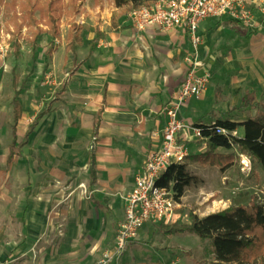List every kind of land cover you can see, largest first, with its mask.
<instances>
[{
    "label": "rangeland",
    "instance_id": "rangeland-1",
    "mask_svg": "<svg viewBox=\"0 0 264 264\" xmlns=\"http://www.w3.org/2000/svg\"><path fill=\"white\" fill-rule=\"evenodd\" d=\"M26 1L0 0V231L4 229L6 234L0 243L5 251L2 262L98 264L106 253L116 250L118 232L126 218L127 198L151 149V136L144 135L139 118L133 119L125 111L105 117V131L96 141L92 139L91 127L101 105V94L75 87L78 76L71 75L70 64L74 55L65 49L72 24L84 28L83 40L90 38L98 24H104L100 18L112 15L115 0H78V14L66 9L57 52L44 78L52 37L42 35L34 55L35 30L27 25L20 9ZM129 14L122 16V24L129 22ZM209 26L203 35L200 57L206 65L200 75L209 74L210 82L202 97L181 106L180 118L187 128L178 137L187 154L184 164L205 182L186 190L185 206L176 209L170 224L190 223L191 213L202 218L234 206H264V171L249 157L246 156L249 163L244 164L243 155H239L225 173L216 166L188 160L189 156L201 155L204 145L192 132L195 124L186 122L182 113L199 117L196 124L226 119L264 120V30L247 29L227 19L211 21ZM16 41L21 45L19 59ZM82 50L77 51L76 65L86 59L87 52ZM190 58L191 54L186 56L189 66ZM14 69L20 87L26 83L20 96L25 118L32 121L45 107L53 113L37 128L18 162L8 167ZM64 89L67 91L61 94ZM58 97L60 102L56 103ZM244 98L251 106L238 108ZM193 108L200 114H195ZM27 127V121H23L19 139L24 138ZM236 134L242 136V130ZM92 146L99 159V180L94 190L89 187L88 156ZM163 225L148 223L145 229L150 230L145 237L142 229L122 256L110 264H216L212 240L193 233L168 236Z\"/></svg>",
    "mask_w": 264,
    "mask_h": 264
},
{
    "label": "trees",
    "instance_id": "trees-1",
    "mask_svg": "<svg viewBox=\"0 0 264 264\" xmlns=\"http://www.w3.org/2000/svg\"><path fill=\"white\" fill-rule=\"evenodd\" d=\"M77 1L28 0L20 6V9L25 14L27 25L35 30L32 43L34 54L37 51V41L42 35L46 34L52 37V42L46 52L47 68L49 67L50 58L57 50L56 42L61 39V22L64 13L69 7L71 12L78 14L81 5ZM156 1L158 0H115L117 11L112 15V26L116 28L119 19L123 15H127L136 9L150 6ZM83 31V27L77 24L71 25L68 32L67 52L75 54L79 46L82 45ZM100 35L101 33L98 30L96 38L90 45V55L94 52ZM15 53L19 59L21 56V45L17 41L15 42ZM17 82L18 77L15 75V86H17ZM19 95L20 92H17L13 100V141L9 149L8 164L13 163L21 156L23 148L28 144L29 137L48 112L43 110L36 116L29 126L25 140L20 142L17 136V126L22 118L23 108L18 100ZM250 106L249 100L247 98L243 99L241 107L248 108ZM102 113L103 109L100 110L99 117ZM100 118L95 127L94 141H96ZM194 126L201 130V142L207 144V151L201 155L189 156L188 160L216 166L222 173H225L234 166L236 159L242 154L249 157L264 171V120L248 118L246 121L237 122L226 119L218 120L213 124L198 123ZM218 130H225L227 134H220ZM240 130L243 131L242 137L236 134ZM218 149L228 153H217ZM90 176V187L94 188L98 180L94 146H92L90 156ZM202 182L203 180L198 175H194L188 170L187 164H172L161 177L158 184L166 189L172 188L176 200L180 203L186 190ZM190 220V223L183 225L176 223L163 225L162 229L168 236L193 233L203 240H212L216 264H264L263 205L234 206L203 218L191 213ZM3 237L4 232H0V241Z\"/></svg>",
    "mask_w": 264,
    "mask_h": 264
},
{
    "label": "crops",
    "instance_id": "crops-1",
    "mask_svg": "<svg viewBox=\"0 0 264 264\" xmlns=\"http://www.w3.org/2000/svg\"><path fill=\"white\" fill-rule=\"evenodd\" d=\"M115 11H117V8H115L113 13ZM98 13L100 12H97V14ZM112 15H109L108 19H103V17H101L100 18L101 20H105L104 24H98L99 28L96 30V33L92 34L90 38L86 40L84 39L82 45L79 46L78 49L81 50L83 49L82 51L87 52L86 59L82 61L83 63L81 65L79 64L76 65L77 62L76 54L78 49L75 52V54L72 52H67V50L65 49L67 54L72 53L74 55V58L70 63L73 66L71 75L76 74L78 76V83H76L75 87H78L82 91L88 90L90 94L93 93L95 95L101 94V99L99 101L101 105L96 113L97 114L96 121L94 122V125L91 127L92 139H94L93 136L95 132V127L98 124L97 122L100 117L101 118L99 122L97 136L102 131H105V127L103 126L105 117H107L108 115H122L123 112L129 111L127 112V114L132 116L133 119L139 118L140 120L139 126L143 128L142 132L144 133V135L151 136V141H150L151 149L148 151L146 156L148 157L149 153L153 151H157L161 148L162 133L167 125V120H168L167 115L165 114V111H163V109L167 104H169L172 100H174V98L177 96L178 92L180 91L183 82L187 77L190 66L186 61V56H189L190 54L192 55L193 53L192 43L190 41L189 36L186 33V30L182 28L173 29L170 31H163L157 28H151L146 31L139 32L133 28L130 20L128 23L122 24L121 21L122 17L119 19L117 27L114 28L112 26ZM215 20H224V19H211L201 24L200 33L202 35V39L204 32L210 28L209 22L211 21L213 22ZM98 30L101 33L99 42L96 45L94 52L90 55V45L92 41L96 38V34ZM202 44H203V40H202ZM202 44L200 46V55L202 54V49H203ZM87 45H89L88 50L86 49L88 47ZM56 52H54L53 55ZM45 65H46V60H45ZM50 65L51 62H49V67ZM49 67L47 68L46 65L47 70L49 69ZM202 69H204V67L197 71L199 72L198 74H200V71ZM45 70L42 73L43 78L45 76L44 75ZM15 75L18 77L17 86L14 85ZM81 81L83 82L81 83ZM19 83H20V78L17 73V69H14L13 70L14 98L16 93L20 92L18 100L21 103L20 100L21 91L22 88L25 87L26 83L24 81L21 87ZM66 91L67 89H64L61 94H64ZM55 102L56 103L60 102L59 97L55 99ZM191 103L192 101L187 104H191ZM238 108H242L241 104ZM101 109H103V113L99 117V112ZM243 109H247V108H243ZM43 110H47L48 112L44 116V118L40 121L39 125L36 127L33 134L29 137L28 144L23 148L21 156H19L13 163L8 164V156H9V152H8V156L6 160V165L8 167H11L12 165L18 162V160L22 157L24 150L29 146L31 142L30 140L34 136L37 128L41 126L43 120L47 119L53 113V110L47 107L43 108L41 111ZM193 111L196 112L195 114H200L197 113L198 111L196 110V108L195 109L193 108ZM40 112H38L37 115ZM181 117L186 122H190V124H196L197 121L199 122L198 119L199 117H195V116L187 117L185 116V113L184 114L182 113ZM13 118H14V107H13ZM34 119L30 121L28 117L25 118V114L23 110L22 118L17 126V136H18L19 127L23 121H27L28 127L24 135V138L19 139L18 136V140L20 142L25 140L26 134L29 131V126L32 124ZM13 123H14V119L12 120L11 128L9 130L11 143L13 141ZM242 136H243V131H242ZM148 140L150 139L148 138ZM202 145L204 146L200 154H204L207 151V144L203 143ZM94 152L96 156V169L98 175L99 159L95 147H94ZM217 153H228V152L223 151L222 149H218ZM90 156H91V151L88 156L89 169H90ZM146 160L147 158L145 159V163L143 165L142 170H140L141 172L145 167ZM200 178L205 182V179L203 177L200 176ZM90 182H91V176H90ZM133 185H135V180L133 182ZM95 187L94 188L90 187V189L94 190ZM184 198L185 197L181 199L180 207L185 206L183 204L185 200ZM179 213H181V211H179ZM208 215H205L204 217ZM146 225L142 228L144 229L143 237H145V235L150 230L148 229L146 231L145 229ZM0 232H4V237L0 241L1 243L5 239L6 234L4 229H2ZM2 248L3 246L0 247V264L4 263L2 262V260L5 258V254H4L5 251ZM148 264H152V263H148Z\"/></svg>",
    "mask_w": 264,
    "mask_h": 264
},
{
    "label": "built area",
    "instance_id": "built-area-1",
    "mask_svg": "<svg viewBox=\"0 0 264 264\" xmlns=\"http://www.w3.org/2000/svg\"><path fill=\"white\" fill-rule=\"evenodd\" d=\"M211 19H229L247 29L264 30V0H158L129 14L131 25L139 32L151 28L163 31L185 29L193 53L187 77L166 108L168 120L162 133L161 148L148 154L145 167L136 177L127 198L126 218L118 232L116 250L112 254L106 253L98 264H110L119 259L146 224H170L180 207L172 188H163L158 182L172 164H184L187 157L178 140L187 128L179 111L183 104L202 97L207 91L211 76L200 75L197 71L205 67L200 57L203 40L200 26ZM192 132L197 139L202 138L199 128H192ZM218 133L227 134L225 130H218Z\"/></svg>",
    "mask_w": 264,
    "mask_h": 264
},
{
    "label": "bare ground",
    "instance_id": "bare-ground-1",
    "mask_svg": "<svg viewBox=\"0 0 264 264\" xmlns=\"http://www.w3.org/2000/svg\"><path fill=\"white\" fill-rule=\"evenodd\" d=\"M243 157H244V159H245V161H244V164H248V163H249V161L247 160L246 156H245V155H243Z\"/></svg>",
    "mask_w": 264,
    "mask_h": 264
}]
</instances>
